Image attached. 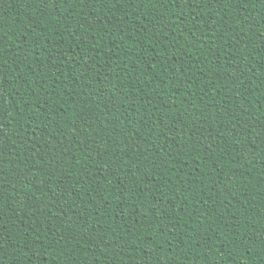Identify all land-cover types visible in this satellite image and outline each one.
Masks as SVG:
<instances>
[{
  "label": "trees",
  "instance_id": "16d2710c",
  "mask_svg": "<svg viewBox=\"0 0 264 264\" xmlns=\"http://www.w3.org/2000/svg\"><path fill=\"white\" fill-rule=\"evenodd\" d=\"M0 264H264V0H0Z\"/></svg>",
  "mask_w": 264,
  "mask_h": 264
}]
</instances>
